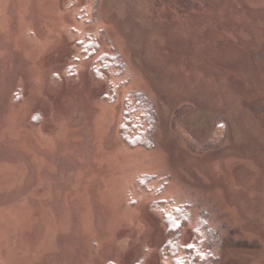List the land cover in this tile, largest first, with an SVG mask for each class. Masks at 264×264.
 Segmentation results:
<instances>
[{
  "label": "rangeland",
  "instance_id": "rangeland-1",
  "mask_svg": "<svg viewBox=\"0 0 264 264\" xmlns=\"http://www.w3.org/2000/svg\"><path fill=\"white\" fill-rule=\"evenodd\" d=\"M89 36L125 64L115 100ZM132 92L148 150L121 138ZM179 207L212 264H264V0H0V264H171Z\"/></svg>",
  "mask_w": 264,
  "mask_h": 264
},
{
  "label": "trees",
  "instance_id": "trees-1",
  "mask_svg": "<svg viewBox=\"0 0 264 264\" xmlns=\"http://www.w3.org/2000/svg\"><path fill=\"white\" fill-rule=\"evenodd\" d=\"M105 43V36H102ZM89 43L83 46L84 60H95L92 67L93 78L107 85L115 100L116 89L108 80L109 72L114 77L125 73V64L118 53L109 55L101 53L100 40L89 36ZM121 138L125 144L133 149H151L155 145L154 131L157 124V115L152 104L140 93H130L126 97L122 113ZM145 180H142L143 185ZM165 215L167 239L162 247L163 258L171 264H212L214 248L217 243V234L209 227L204 219L195 222L194 215L189 207L172 209ZM195 226L193 228L192 225ZM189 227L193 228L192 240L189 244L182 243L183 234Z\"/></svg>",
  "mask_w": 264,
  "mask_h": 264
}]
</instances>
